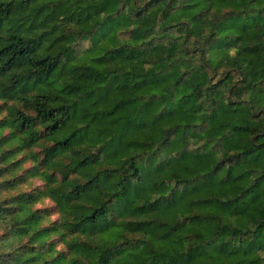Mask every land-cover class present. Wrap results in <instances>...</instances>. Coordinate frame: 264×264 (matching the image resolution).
Listing matches in <instances>:
<instances>
[{
    "label": "trees",
    "instance_id": "obj_1",
    "mask_svg": "<svg viewBox=\"0 0 264 264\" xmlns=\"http://www.w3.org/2000/svg\"><path fill=\"white\" fill-rule=\"evenodd\" d=\"M0 264H264V0H0Z\"/></svg>",
    "mask_w": 264,
    "mask_h": 264
},
{
    "label": "rangeland",
    "instance_id": "obj_2",
    "mask_svg": "<svg viewBox=\"0 0 264 264\" xmlns=\"http://www.w3.org/2000/svg\"><path fill=\"white\" fill-rule=\"evenodd\" d=\"M124 36H125V34H124ZM87 44H88L87 42H84V43H82L81 47L87 46ZM36 183H38V182H36ZM39 205L40 206L43 205L45 207L50 208V211H49L50 215H49L48 219L54 220L57 218V215H59L58 207H54V203L51 200L46 199L44 202L40 203Z\"/></svg>",
    "mask_w": 264,
    "mask_h": 264
}]
</instances>
